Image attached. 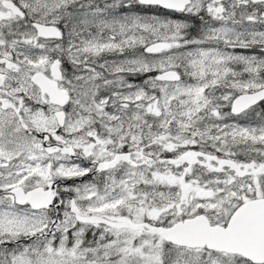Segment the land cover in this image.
<instances>
[{"label":"snow or ice","instance_id":"1","mask_svg":"<svg viewBox=\"0 0 264 264\" xmlns=\"http://www.w3.org/2000/svg\"><path fill=\"white\" fill-rule=\"evenodd\" d=\"M262 102L264 0H0V264H264Z\"/></svg>","mask_w":264,"mask_h":264},{"label":"rangeland","instance_id":"2","mask_svg":"<svg viewBox=\"0 0 264 264\" xmlns=\"http://www.w3.org/2000/svg\"><path fill=\"white\" fill-rule=\"evenodd\" d=\"M97 2L102 5L105 2H111V0H97ZM137 12L139 14H142V15L143 14H152L153 10H151V11H145L144 9H142L141 7H139V8H137ZM172 18L179 19L176 16H174ZM257 27H259V25ZM63 30L65 32V39H67V31L68 30L67 29H64V28H63ZM240 51H244V52H246V54L248 53V50H240ZM258 51L259 50H257L256 54H258ZM108 58H109V60H111V59H119L120 57H118V56H116V55L113 54V55H110ZM70 69H71V66H70V64H68V70H70ZM136 82L139 83L140 81L137 80ZM262 109H264V102H262L261 105H259V106L256 107V111L257 112H260ZM237 122L243 123V124H249V123H251V124L255 125V124H258L260 122V116L253 115L251 117V119H240Z\"/></svg>","mask_w":264,"mask_h":264},{"label":"flooded vegetation","instance_id":"3","mask_svg":"<svg viewBox=\"0 0 264 264\" xmlns=\"http://www.w3.org/2000/svg\"><path fill=\"white\" fill-rule=\"evenodd\" d=\"M140 7H141L142 9H144L145 11H151V9L143 8V6H140ZM175 16H176L177 18H181V14H175ZM62 30H63V28H62ZM63 31H64V30H63ZM64 67H65L66 70H68V64H65Z\"/></svg>","mask_w":264,"mask_h":264}]
</instances>
